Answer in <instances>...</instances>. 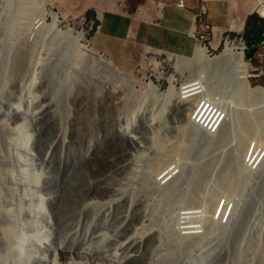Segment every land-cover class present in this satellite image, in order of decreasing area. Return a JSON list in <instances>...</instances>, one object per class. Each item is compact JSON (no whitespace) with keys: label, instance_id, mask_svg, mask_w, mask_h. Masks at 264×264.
Masks as SVG:
<instances>
[{"label":"rangeland","instance_id":"1","mask_svg":"<svg viewBox=\"0 0 264 264\" xmlns=\"http://www.w3.org/2000/svg\"><path fill=\"white\" fill-rule=\"evenodd\" d=\"M254 1L256 14L264 18V0ZM55 16L56 27L53 26ZM42 18H45V26L33 30L34 22ZM69 30L74 31V38L84 34L81 46L64 37ZM95 30L96 25L91 26L87 18L66 16L53 0H0V53H6L9 61L15 58L11 68L0 66V170L10 167L9 142L15 143L13 138H16L23 146L27 135L31 136L28 154L15 150L24 168L15 200L10 192H3L4 210L14 209V214L11 253L6 249L10 239L7 241L5 232H0V264H114L113 259L125 257L117 247L118 242L144 233H147L144 234L145 246L139 244L131 252L139 258L134 264H251L248 248L253 239L246 236L251 232L245 230L241 236V223L236 220L225 229L227 222L224 224L215 216V221L222 225L203 241H180L176 233H167L164 227L169 215L178 217L175 213L180 206L193 204L189 202L191 196L200 203L194 208L201 207L198 210L202 211L204 203L215 206L220 198L221 204L230 198L231 194L225 189L227 161L242 141L241 144L248 142L242 134V122L248 115L257 117L264 112V97L246 95V90L235 79L234 65L218 75L208 69L205 85L209 91L214 87L215 101L231 114L222 134H215L213 140L220 139L230 127L231 117L232 123L238 124L224 147L204 151L202 137L188 134L184 116L186 103L167 105L165 98L149 92L150 83H154L162 95L172 86L180 92L197 74L198 61L194 57L148 54L133 66L120 67L93 48L91 38ZM228 35L217 41L206 29L198 33V37L204 36L205 40L198 41L197 46L207 48L210 59L218 58L227 49L224 41L228 40ZM240 37H231V40L236 49L242 48L238 52L243 53L242 66L249 71L247 85L251 91L264 88V44L249 47L246 42L243 45L235 41ZM252 51L254 54L248 59ZM102 60L111 66L102 65ZM9 61H5V66ZM116 92L118 96L113 98ZM50 101L52 110L48 112L42 107ZM19 107L21 113L30 108L42 112L27 121L23 116L10 117L12 108ZM136 113L139 123L133 132L139 146L121 135L123 125ZM23 121L24 131L18 134L2 129L4 124L17 127ZM151 124L155 127L151 128ZM91 145L94 147L89 150ZM160 159L168 160L169 164L175 160L172 168L176 165L184 168L176 179L177 183L181 182L180 186L183 184L180 193L177 192V198L171 202L152 194V179L160 167ZM201 171H205V179L196 177ZM32 175L38 177L39 184L33 188L34 196L29 197L26 185ZM194 175L196 182L192 179L189 183L187 179ZM146 178L150 181L147 188ZM115 193L131 200L137 196V205L131 209L126 225L128 233L133 226L146 227L145 232L142 230L144 233L140 230L136 235L135 232L127 235L124 227L116 229L110 222L105 226L102 213H98L99 220L93 223L95 211L104 209ZM88 202L102 205L98 208L92 205L88 212L81 211ZM168 206L175 213L167 215ZM124 212L125 207L121 205L116 214L120 218ZM199 230L203 235L205 229ZM47 232L51 237L43 239ZM150 234L163 236L160 244L148 240L152 237ZM39 241L47 242L42 245ZM263 253L264 239L257 241V264Z\"/></svg>","mask_w":264,"mask_h":264},{"label":"bare ground","instance_id":"2","mask_svg":"<svg viewBox=\"0 0 264 264\" xmlns=\"http://www.w3.org/2000/svg\"><path fill=\"white\" fill-rule=\"evenodd\" d=\"M262 13L264 15V10L262 11ZM54 21L55 22L53 26L56 27L57 22H58L56 16H55ZM44 26H45V18H42L38 21L36 20V22H34L33 24V30L38 31ZM73 34H74V31L69 30L64 35V37H66L69 40V42L73 43L76 41L79 44L78 47L81 46L80 41H82V38H84V34H81V35L79 34L80 36L75 37V38L73 37ZM57 35L60 36L61 32L58 31ZM225 44L227 48L226 51L220 57L215 58V59H210L207 48L202 47V46L197 48V51L194 56V59L198 61L197 71L195 70L197 74L195 75L194 78H191L185 86H183L184 89H181L180 92H177V90L172 86L165 95H162L160 91L158 90V88L155 87L154 83L149 84V92L150 93L153 92L159 98H165V104L168 105L172 103V104H178L177 106H181L182 104L186 103L185 112H184L186 114H184V116L186 117L187 127L189 128L188 134L190 137H202L201 139H202L204 151L212 149V148H218L222 146L224 147L229 142L230 138L232 137L235 124H238L236 123V121L232 123V117H231V120H230L231 122H229L230 127L226 129L225 133H223L220 139L213 140L215 138L214 136H216L219 133L222 134L225 123L227 122L228 118L230 119L231 114L228 108H225L219 105L215 101L214 97L216 96V92L214 90V87H212L211 91H209V87L205 85L206 83H205L204 77H205V74H208L207 72L208 69L209 71L212 70L215 73V75H218L224 72L226 68H229L230 65L232 64L234 65L233 70L235 69V73H234L235 79L238 81V83L242 85L243 90L244 91L246 90L247 92L246 95L253 96L254 94H257V95L264 97V88H259L255 91H251L247 85L249 71L245 67L242 66L243 57H244L243 53L238 52L239 49H242V48L236 49L235 44L231 42H225ZM69 47H70V44H69ZM241 51L243 52V50ZM7 57L8 55H6V53L4 54L0 53V66L2 69L11 68V64L13 66V62L15 61V58L13 57L11 58V61H9L7 60ZM71 60L72 59H70L66 64V68H67L66 71L69 70L68 65ZM5 61H9V64L7 62V66H5ZM101 63L104 66L105 65L111 66L110 64L104 62V60H102ZM1 87L2 86H0V88ZM117 96L118 95L116 92L113 98H117ZM201 104H203V106L201 107L200 111L197 113ZM206 106L207 108L205 112H202ZM42 108L47 109L48 112L51 111L52 101H50V103L47 106L42 107ZM21 112L22 111L20 107L12 108V111H11L12 116L10 117L20 118L21 116H23L24 118L23 120L27 121L29 118H35L39 116L42 111H39L37 109L32 110L30 108L27 112H23V113ZM213 112L214 114L210 120V123L214 119H215V122L209 131L208 127L210 123L207 126L205 123L208 120V118L212 115ZM201 113H202V116L199 117ZM207 114H208L207 119L203 122L202 119ZM221 116H223L222 118L223 120L220 119ZM138 118H139V115L137 113L134 114L132 120L129 123L123 125V129L121 130V135L123 136V138L125 140H129L130 142H132V144L136 146H139L140 143H139V140L134 136L133 128L134 126L136 127L137 124L139 123ZM218 121H220V123ZM217 122L219 123L218 126L216 125ZM242 123H243L242 126H244V129L242 130V134L245 137V139H247L248 142L245 144H241L243 142L242 141L240 145L234 149L232 155L230 156L226 164L227 166L226 167L227 169L226 171L227 172V176H226L227 185L226 186L227 187L225 189L226 191H228V193L231 194V196H229L230 198L225 199L223 197L225 199L224 204H221L223 201H222V198H220L217 201L215 206L214 204H205L203 202L205 206H204V210L202 211V210H198L199 207H197V209L194 208L195 206H197V203L199 202L197 200H194L195 197H192L190 195L191 200H189V202L193 204L191 205L183 204L181 207L179 204H181L182 202L181 203L179 202L178 207L179 206L180 207L178 208V213H175V210L172 209L170 206H168L167 209L165 208L167 215L173 214L174 212L176 215L178 214L177 215L178 217L174 218V217H171V215H169L170 218L166 222V226L164 227L163 225V227L168 229L166 231L167 233L168 232L170 234H173V232L176 233L180 241H184V242L187 240H191V242L196 241V240L203 241L205 236H207L210 233L217 232L219 229V225H222V224H219L220 222L217 221L218 222L217 223L215 221V216L219 218V221H223L224 224L227 222L225 225V229L227 228V226L230 227L231 224L234 223L236 220L237 222L241 223L239 224L241 231H242L240 233L241 236L243 235L245 230L251 232L252 234V235L246 234L247 237L252 236V239H253L252 242H250L249 244L248 255L250 256L251 264L252 263L257 264V241L264 239V112H260V114L257 115V117L248 115L244 117V122ZM13 125L14 127L11 124H4L2 126V129L4 128L5 130H8V132L11 134H16V133L18 134L19 132L24 131V128H25L24 121L22 124H20V126L18 125L16 127L15 124ZM215 125L217 126L216 130L212 132V129L213 127H215ZM150 127L154 128L155 124L153 125L151 124ZM13 141L15 143L9 142V146H8L9 147L8 153L10 154L8 157L9 162H10V167L9 169L0 170V198L2 199V201H0L1 202L0 203V232L2 234H3V231L5 232L4 235L7 241L10 239L11 232L13 230L11 224H12V215L14 214V209L10 208L8 211L4 210L3 208L4 193L3 192L4 191L10 192V194L13 196V200H15L16 189L19 186L20 181H22L21 177L24 174L23 164L20 162V159L22 158L20 155L17 156L15 150L28 154L30 152L29 144L31 143V136L27 135L26 142L24 143L23 146H20V144L17 143L16 138H13ZM93 147L94 145H91L89 147V150L93 149ZM1 155L2 153H0V159H1ZM171 163L169 164L168 160L160 159V167L155 171V174L153 176L154 179L151 178L153 174L149 176L152 179V185L154 187V189H152V194L161 197L164 202H168V201L171 202L173 198H177L176 197L177 192L181 190L180 188L183 185L182 184L180 186L179 184H181V182L178 181L179 183H177L176 179L178 178L182 170L184 171V168L182 169V167L178 165H176L175 167L173 166L174 168H172V164L175 163V160L173 161L172 164ZM163 164H164V167H163ZM203 172L205 171H201V174L197 173L198 175L196 177H198V179H203V178L205 179V173ZM144 176L145 175H143V177ZM185 178L187 179V177ZM193 178H195V175L189 176L187 181H189V183H192L191 181ZM195 179L193 180L196 182ZM197 182L201 183V181H197ZM149 183L150 181L148 180L144 181L146 188L149 186ZM38 184H39L38 177L33 176L31 179L28 180V183L26 186L29 190L28 191L29 197H31V195L32 197L34 196L33 188L34 186ZM90 184H92V187L94 186V183H90ZM99 184H101V182ZM194 195L195 194H193V196ZM174 201L176 200L174 199ZM107 202L108 203L107 205L104 206L105 207L104 209L95 211V214L93 215V217L95 218L93 223L99 220L98 213H102V215L105 217L104 220L106 221L105 226L108 225V222H110L112 224L111 226L116 227V229H119V227H122V228L124 227L123 232L127 235L130 232H133V233L135 232V235H136L137 233L140 232V230H141V233L145 232L143 229H146V227L144 228L143 226V229H139V228L134 227L132 223L133 229H131L128 233V225H126L128 222L129 216L132 214L131 209L134 208L135 205H137V196H134V199L131 200L123 195L121 196L115 193L112 197H109V201L107 200ZM92 205L98 208V207H101L102 204H96V203L91 204L88 202L85 205V207L81 209V211L88 212V208ZM121 205L125 207V212H124V216L119 218V215L116 213H117V210H119V207ZM79 213H82V212H79ZM176 219L178 220L177 221L178 226H179L178 231H176ZM165 221L166 220H164V224H165ZM117 222L119 223V226H117ZM181 226H184V228L181 229ZM201 228L205 229V231L203 232V235H202V232H200L199 230ZM142 230L144 232H142ZM219 231H221V229ZM144 234H139V236H134V237L131 236V238L128 241H125L126 238H123V241L125 242H122V241L118 242L117 247H119V251L122 253V255H125V257L124 258L119 257V258L113 259L114 260L113 263L114 264H122V263L123 264L124 263L134 264L136 260L139 258L136 256L137 254L135 255V253H131V252L133 249L138 247L139 244L144 245L143 243L146 239ZM151 236L152 237H150L148 240L159 241L157 242L158 244H160L161 240L163 239V236H160V235L152 234ZM42 237L43 239H46L47 237L50 238L51 236H50V233L47 232ZM40 240H42V238H40ZM46 242L47 241H42L40 242V244L44 245ZM191 242H189V245L193 244ZM180 244L181 243H179V245ZM187 246H188V243H187ZM10 247H11V239L6 244V249L8 251L10 249V253H11L12 247L11 248ZM143 248H146V247L142 246V249ZM87 255L90 256V258H94L93 254L91 255L90 253H87ZM261 255L262 256L259 261V264H264V253ZM88 256L86 257L88 258Z\"/></svg>","mask_w":264,"mask_h":264},{"label":"crops","instance_id":"3","mask_svg":"<svg viewBox=\"0 0 264 264\" xmlns=\"http://www.w3.org/2000/svg\"><path fill=\"white\" fill-rule=\"evenodd\" d=\"M53 1L68 17L94 21L93 48L120 67L133 66L148 54L194 57L195 34L208 29L217 41L227 34L243 37L256 13L254 0Z\"/></svg>","mask_w":264,"mask_h":264},{"label":"trees","instance_id":"4","mask_svg":"<svg viewBox=\"0 0 264 264\" xmlns=\"http://www.w3.org/2000/svg\"><path fill=\"white\" fill-rule=\"evenodd\" d=\"M243 39L249 47H257L264 44V18L256 13L250 16Z\"/></svg>","mask_w":264,"mask_h":264},{"label":"built area","instance_id":"5","mask_svg":"<svg viewBox=\"0 0 264 264\" xmlns=\"http://www.w3.org/2000/svg\"><path fill=\"white\" fill-rule=\"evenodd\" d=\"M180 6H181V7H184L183 4H180ZM201 12H202V13H206V6H203V7L201 8ZM94 25H95V22H94V21H91V26H94ZM194 37H195V39L197 40V42H198V41L203 42V40H205V37H204V36H201V37L199 36V37H198V34H195ZM199 39H200V40H199ZM235 41H237V42H239L240 44H243V45L245 44V40L243 39V37L236 38ZM224 42H231V43H232L231 37H229L228 40H225ZM217 116H218V115H217ZM211 118H212V116H211ZM211 118H210L209 120L206 121V123H205L206 126L210 123ZM215 118H216V117H215ZM222 118H223V116H221L220 119L223 120ZM205 120H206V119H205ZM205 120H204V121H205ZM221 120H220V121H221ZM204 121H203V122H204ZM220 121H218V122L220 123ZM214 122H215V119L210 123V125H209V127H208V130H209V131H210V129L212 128ZM218 122H217V124H216L217 126L219 125ZM216 125H215V127H213L212 132H214V131L216 130V127H217Z\"/></svg>","mask_w":264,"mask_h":264},{"label":"water","instance_id":"6","mask_svg":"<svg viewBox=\"0 0 264 264\" xmlns=\"http://www.w3.org/2000/svg\"><path fill=\"white\" fill-rule=\"evenodd\" d=\"M253 54H254V51H252L250 54H248V55H247V58H248V59L251 58V57L253 56ZM202 106H203V104H201V106H200V108L198 109L197 113L200 111V109H201ZM206 108H207V106L204 108V110H203L202 112H205ZM209 112H210V110H209ZM214 112H215V111H214ZM214 112L212 113L211 116H213ZM197 113H196V114H197ZM201 116H202V113L199 115V117H201ZM207 116H208V114L202 119V121H204L205 119H207ZM211 116L208 118V120L211 118Z\"/></svg>","mask_w":264,"mask_h":264}]
</instances>
